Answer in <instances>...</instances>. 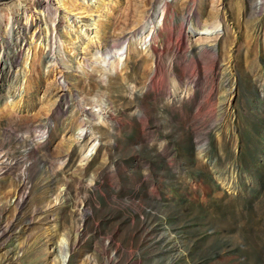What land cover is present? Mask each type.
Listing matches in <instances>:
<instances>
[{
	"label": "rangeland",
	"instance_id": "obj_1",
	"mask_svg": "<svg viewBox=\"0 0 264 264\" xmlns=\"http://www.w3.org/2000/svg\"><path fill=\"white\" fill-rule=\"evenodd\" d=\"M55 2L0 0V264H264V0Z\"/></svg>",
	"mask_w": 264,
	"mask_h": 264
},
{
	"label": "bare ground",
	"instance_id": "obj_2",
	"mask_svg": "<svg viewBox=\"0 0 264 264\" xmlns=\"http://www.w3.org/2000/svg\"><path fill=\"white\" fill-rule=\"evenodd\" d=\"M44 1H46L47 2V5L48 6H51V7H55V8H57V3L55 2V0H44ZM57 1V0H56ZM28 6V5H27ZM27 9V11H30V14L32 15V16H35V17H37V19L38 18H41L42 20H44V21H46L45 20V18H44V16H43V14L41 13V14H37V12H35L34 11V9L33 8H29V7H27L26 8ZM182 38H179V42H178V46L179 47H181V42H182V40H181ZM176 45H177V43H176ZM123 48L124 47H122V48H120V49H112V48H107L106 49V56H108V57H113V56H115V54L116 55H118V56H121L122 55V52H123ZM148 79H149V82H152L153 84H154V82H158L157 84H156V87L158 88V89H160L161 88V84H159V82H164V77H163V71H162V68H161V66L159 65V64H157V66L155 67V69L152 71V73L150 74V76L148 77ZM148 81V80H147Z\"/></svg>",
	"mask_w": 264,
	"mask_h": 264
}]
</instances>
